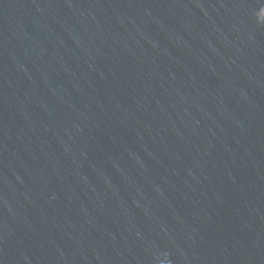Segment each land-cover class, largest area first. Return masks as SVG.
Returning <instances> with one entry per match:
<instances>
[{"label":"water","instance_id":"1","mask_svg":"<svg viewBox=\"0 0 264 264\" xmlns=\"http://www.w3.org/2000/svg\"><path fill=\"white\" fill-rule=\"evenodd\" d=\"M0 264H264V0H0Z\"/></svg>","mask_w":264,"mask_h":264}]
</instances>
